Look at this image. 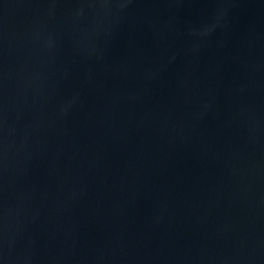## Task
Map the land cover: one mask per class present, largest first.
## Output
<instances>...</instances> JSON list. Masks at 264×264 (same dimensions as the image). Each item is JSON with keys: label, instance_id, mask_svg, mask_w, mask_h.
Wrapping results in <instances>:
<instances>
[{"label": "water", "instance_id": "1", "mask_svg": "<svg viewBox=\"0 0 264 264\" xmlns=\"http://www.w3.org/2000/svg\"><path fill=\"white\" fill-rule=\"evenodd\" d=\"M0 264H264V0H0Z\"/></svg>", "mask_w": 264, "mask_h": 264}]
</instances>
